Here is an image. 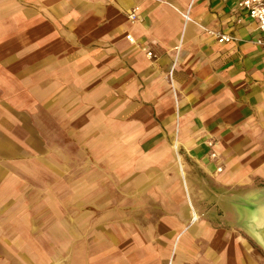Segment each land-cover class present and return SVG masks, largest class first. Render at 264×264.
<instances>
[{
    "label": "crops",
    "instance_id": "1",
    "mask_svg": "<svg viewBox=\"0 0 264 264\" xmlns=\"http://www.w3.org/2000/svg\"><path fill=\"white\" fill-rule=\"evenodd\" d=\"M237 1L0 0V264H264Z\"/></svg>",
    "mask_w": 264,
    "mask_h": 264
},
{
    "label": "built area",
    "instance_id": "2",
    "mask_svg": "<svg viewBox=\"0 0 264 264\" xmlns=\"http://www.w3.org/2000/svg\"><path fill=\"white\" fill-rule=\"evenodd\" d=\"M234 12L247 16L251 21H254L257 24L259 37L254 40V43L264 52V0H238L235 5ZM128 19L132 23L141 20L137 13V9H133L130 13H128ZM240 21L241 20H238L237 22ZM214 36L216 37L218 43H228L234 40V38L231 36H226L219 33H215ZM126 39L131 44H134V39L131 38L130 35L126 36ZM147 57L151 58L152 53L147 52ZM208 145L212 146L213 144L212 142H209ZM210 157L214 158L215 154H211Z\"/></svg>",
    "mask_w": 264,
    "mask_h": 264
},
{
    "label": "bare ground",
    "instance_id": "3",
    "mask_svg": "<svg viewBox=\"0 0 264 264\" xmlns=\"http://www.w3.org/2000/svg\"><path fill=\"white\" fill-rule=\"evenodd\" d=\"M264 211H262V213H263ZM263 216H264V213H263Z\"/></svg>",
    "mask_w": 264,
    "mask_h": 264
},
{
    "label": "water",
    "instance_id": "4",
    "mask_svg": "<svg viewBox=\"0 0 264 264\" xmlns=\"http://www.w3.org/2000/svg\"><path fill=\"white\" fill-rule=\"evenodd\" d=\"M263 240H264V237H263Z\"/></svg>",
    "mask_w": 264,
    "mask_h": 264
}]
</instances>
